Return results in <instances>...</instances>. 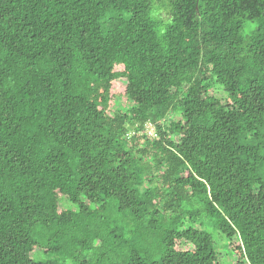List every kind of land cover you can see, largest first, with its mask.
Listing matches in <instances>:
<instances>
[{
  "label": "trees",
  "instance_id": "16d2710c",
  "mask_svg": "<svg viewBox=\"0 0 264 264\" xmlns=\"http://www.w3.org/2000/svg\"><path fill=\"white\" fill-rule=\"evenodd\" d=\"M204 217L264 264V0H0V264H219Z\"/></svg>",
  "mask_w": 264,
  "mask_h": 264
},
{
  "label": "rangeland",
  "instance_id": "374dc122",
  "mask_svg": "<svg viewBox=\"0 0 264 264\" xmlns=\"http://www.w3.org/2000/svg\"><path fill=\"white\" fill-rule=\"evenodd\" d=\"M254 26H255L254 23H250L248 25L246 24L244 26L243 32L247 33L249 31V29L253 28ZM215 93L218 96H220L222 94V91H221V89H218L215 91ZM59 203H60V206L65 205V206L73 207V205L70 204L69 202H67L65 198H61L59 200ZM111 206L112 205L109 203L107 210L105 211V216L109 215L108 217L115 218V216H117L118 214H116L114 207H111ZM203 219L208 221V223L206 225H204V228L207 232H209L211 234V236L214 240L213 241L214 242V248L219 254L218 255V257H219L218 263L219 264H233L234 258H233L232 252L227 247L228 240H226V238L223 235H221V233H219L216 229H213V226L210 224V222L207 218L204 217ZM119 220L120 219H118V221H116V222H119ZM31 257L34 259H44L47 256H46L45 252H43L41 249L36 248L31 253Z\"/></svg>",
  "mask_w": 264,
  "mask_h": 264
}]
</instances>
